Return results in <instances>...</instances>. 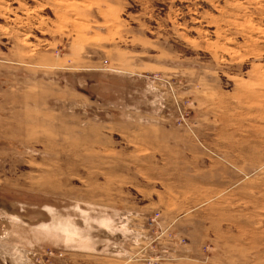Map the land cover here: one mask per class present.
<instances>
[{
  "label": "rangeland",
  "instance_id": "obj_1",
  "mask_svg": "<svg viewBox=\"0 0 264 264\" xmlns=\"http://www.w3.org/2000/svg\"><path fill=\"white\" fill-rule=\"evenodd\" d=\"M0 264H264V0H0Z\"/></svg>",
  "mask_w": 264,
  "mask_h": 264
},
{
  "label": "built area",
  "instance_id": "obj_2",
  "mask_svg": "<svg viewBox=\"0 0 264 264\" xmlns=\"http://www.w3.org/2000/svg\"><path fill=\"white\" fill-rule=\"evenodd\" d=\"M157 216H155V218H156ZM155 218H153L154 220H155Z\"/></svg>",
  "mask_w": 264,
  "mask_h": 264
}]
</instances>
